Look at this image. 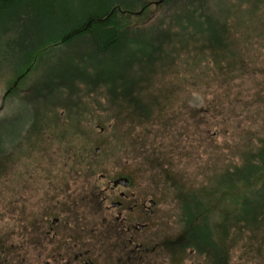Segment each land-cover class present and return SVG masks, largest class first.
<instances>
[{
    "label": "rangeland",
    "instance_id": "obj_1",
    "mask_svg": "<svg viewBox=\"0 0 264 264\" xmlns=\"http://www.w3.org/2000/svg\"><path fill=\"white\" fill-rule=\"evenodd\" d=\"M32 1L19 0L17 8L0 10V116L12 122L8 127L11 136L3 147L7 152L0 163V250L9 241L24 243L22 226H36L42 220L51 225L57 217L60 226H66L65 221L72 217L67 212H118L134 201L149 207L150 200L156 202L152 208L157 213L153 221L158 240L180 237L188 227L178 192H207L216 170L236 161L234 147L251 140L258 131L257 125L264 122V72L257 78L249 74L245 82L233 81L222 72L217 73L214 64L205 70L204 65L194 64L193 58L177 49L162 60L160 67L145 75L143 100L150 103L149 108L152 104V114L143 120H121L110 109L106 87L99 81L103 74L94 72L107 65L108 56L96 52L91 41L51 47L34 71L26 76L27 71L22 72L23 54L32 46L36 51L44 37H52V29L58 28L43 22L42 0ZM78 2L84 4L83 0ZM254 39L261 48L248 50L249 68L259 63L264 67V33ZM86 50L90 52L88 58ZM22 75L24 78L14 85ZM77 78L94 80L89 86L78 82L77 91L62 97L59 83L73 84ZM10 88H16V93L7 94ZM168 92L175 95L169 96ZM59 97L62 98L58 100ZM46 99L56 100L48 106L42 126L40 123L38 128H31L30 136L22 132L17 141L20 142L13 143V131H22L20 127L28 119L23 108L29 109ZM70 101L76 103L73 112H77V121L75 127L66 130L71 123L70 112L62 111L59 104L72 105ZM249 105H257L260 117L248 113ZM54 106H59L60 114L52 112ZM203 109L207 112L202 113ZM58 114L60 123L55 129L57 124L52 120ZM254 119L257 120L253 122ZM125 174H132L133 186L112 188V182ZM246 187L243 184L235 191L222 193L214 204L217 210L211 213V221L219 222V214L223 213L220 208L230 205L231 197L241 198ZM120 190L129 194V199L122 208L115 209L112 203L121 200ZM135 218L140 224L145 221L139 213ZM237 233L231 225L225 238L228 264H264V233L247 229L239 233L240 237ZM26 235L29 240L25 241L36 240L28 233L23 237ZM31 247L26 245L27 255L34 258ZM191 248L198 252L192 243L178 259L163 260L161 264H191L189 259L196 262V254H188ZM3 259L0 258L1 264ZM203 264H211L204 253Z\"/></svg>",
    "mask_w": 264,
    "mask_h": 264
},
{
    "label": "trees",
    "instance_id": "obj_2",
    "mask_svg": "<svg viewBox=\"0 0 264 264\" xmlns=\"http://www.w3.org/2000/svg\"><path fill=\"white\" fill-rule=\"evenodd\" d=\"M78 1L42 0L45 4L43 22L58 28L52 29V37L49 34L44 37L42 46H38L36 51L32 46L23 54L22 72L27 71L24 73L26 76L34 71L44 57L42 55L51 47L61 48L73 41H91L96 52L108 56L107 65L94 72L103 74L99 81L106 87L110 109H114L121 120L127 117L128 120L130 117H141L143 120L152 114V104L149 108L150 103L143 100L145 75L154 67H160L162 60L167 55L171 57L177 49L178 52L183 50L185 57L193 58L194 64L204 65L205 70L214 64L217 73L222 72L233 81L245 82L249 74L250 77L257 75V78L261 71L264 72L261 63L252 65V68L248 65V50L250 47L259 49L257 46L260 45L254 42V38L264 33V0H83L84 4ZM19 4V0H0V10L14 9ZM29 5L32 6V3ZM52 20L55 22L51 23ZM85 55L90 57V52L86 50ZM93 80L77 78L73 84L59 83L61 96L70 97L78 90V82L89 86ZM16 91L14 88L9 94ZM168 94L175 95L173 92ZM54 100L46 99L29 109L23 108L28 119L25 118L24 126L20 127L22 131H13L12 135L16 138L12 137L13 143L20 142L17 141L22 132L30 136L31 128H38L40 123L42 126L47 117L45 114L49 112L48 106ZM69 103L72 105L59 104L62 111L70 112L71 123L66 130L75 127L74 117L77 114L73 112L76 103ZM59 106H54L52 112L60 114L57 111ZM201 112L207 111L203 109ZM250 112L259 117L261 115L257 105H249ZM59 114L54 115L52 120L57 124L56 128L53 127L55 129L59 128ZM9 123H12L10 118L0 116V163L7 152L3 148L5 140L11 136ZM256 128L258 131L252 134L251 140L234 147L237 149L236 161L220 171L216 170L214 182L207 192L203 193L201 189L178 192L182 215L188 227L184 235L198 251L206 254L211 264H228L225 238L231 225L239 233L246 229L255 234L264 233V122ZM95 147L93 151L99 145ZM125 175L132 177V174ZM243 184L247 186L246 193L241 198L231 197L230 205L220 208L219 212L223 213L219 214V222L211 221V213L217 210L214 204L221 194L235 191ZM96 194L101 198L100 193Z\"/></svg>",
    "mask_w": 264,
    "mask_h": 264
},
{
    "label": "flooded vegetation",
    "instance_id": "obj_3",
    "mask_svg": "<svg viewBox=\"0 0 264 264\" xmlns=\"http://www.w3.org/2000/svg\"><path fill=\"white\" fill-rule=\"evenodd\" d=\"M18 80L20 78L14 85ZM118 178H125L128 183L115 185L114 180L112 188L128 189L134 184L133 177ZM119 194L121 200L112 203L115 209L122 208L129 199L125 191L120 190ZM150 204L149 207L146 203L134 201L127 205V209L118 212H67L72 217L65 221L66 226H60L58 217L54 218L51 225L44 224L42 220L36 226H22L20 229L25 233L21 238L24 243L14 244L9 241L0 250V258H4L3 264H161L163 260L178 259L181 251L192 243L184 234L158 240V229L153 221L157 213L152 208L156 202L150 200ZM136 209L147 212H134ZM136 213L145 216L143 223L140 224L135 218ZM27 233L30 237L36 236V240L25 241L29 240V235L23 237ZM26 245H32L34 258L28 257ZM190 253H195V249L191 248L190 252L188 250L189 256ZM195 254L196 262L189 259L190 263L203 264L202 251H196Z\"/></svg>",
    "mask_w": 264,
    "mask_h": 264
},
{
    "label": "water",
    "instance_id": "obj_4",
    "mask_svg": "<svg viewBox=\"0 0 264 264\" xmlns=\"http://www.w3.org/2000/svg\"><path fill=\"white\" fill-rule=\"evenodd\" d=\"M127 183H128V180L125 179V178H120V179H117V180L114 181L115 185H118V184L126 185Z\"/></svg>",
    "mask_w": 264,
    "mask_h": 264
}]
</instances>
